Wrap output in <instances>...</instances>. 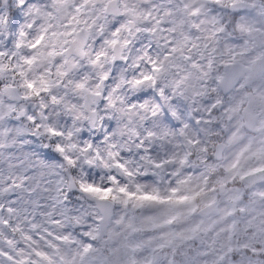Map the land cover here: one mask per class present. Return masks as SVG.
<instances>
[{
    "label": "clouds",
    "instance_id": "9594fccd",
    "mask_svg": "<svg viewBox=\"0 0 264 264\" xmlns=\"http://www.w3.org/2000/svg\"><path fill=\"white\" fill-rule=\"evenodd\" d=\"M35 2L22 44L0 41V112L18 129L0 169L39 202L26 228L39 240L59 220L65 254L88 247L91 264H264V14L213 42L185 0ZM158 13L175 32L153 31ZM185 37L199 46L169 55ZM137 185L163 202L125 203Z\"/></svg>",
    "mask_w": 264,
    "mask_h": 264
},
{
    "label": "snow or ice",
    "instance_id": "6c2138e0",
    "mask_svg": "<svg viewBox=\"0 0 264 264\" xmlns=\"http://www.w3.org/2000/svg\"><path fill=\"white\" fill-rule=\"evenodd\" d=\"M210 3V10L205 9L204 0H185L184 4L187 15L193 17L206 15L210 26L205 38L206 41L214 42L218 37L226 35L229 28L243 30L250 26L255 18L248 15L250 12L254 11L257 15L264 14V0H210ZM82 6L86 8L88 0H84ZM38 10L39 5L35 0H15L12 8L0 10V41H3L4 36H7L19 47L23 42V38L28 35L27 29L31 28L29 17ZM128 10L134 11L130 5ZM153 23L157 25L153 30L154 32H175L174 28L168 27L166 22L160 18L159 13ZM196 27H199V25H196ZM168 44L169 55L178 52L187 53L189 48L199 46L188 41L186 37L169 40ZM3 46V44H0V48ZM184 59L191 60L192 57L186 55ZM25 62L30 63L31 61L26 60ZM149 62L153 63L151 60ZM153 67H156L154 63ZM192 67L197 69L199 66L193 64ZM178 83L180 82L178 81ZM170 111L171 118L175 119L179 111V101L176 106H170ZM10 129L18 131L14 128V121L11 116L0 112V141H2L0 143V156L3 155L4 149L8 147L6 138H10L12 135ZM237 166L238 162L232 165L233 168ZM23 179L10 171L0 169V264H91L88 247L78 249L74 256L65 254L64 246L71 243V237L59 231L61 225L59 220L52 219L50 221L58 230L47 232L39 240L32 230L26 228L29 217L34 215L36 208L39 207V202L37 200L24 202L22 197L11 195L14 191L23 189ZM81 188L85 192L97 195L100 200L107 199L109 195H112V199H116L111 188L103 191V194H101V189L91 186L81 185ZM136 189V191L130 192L125 187H120L118 192L128 198L124 201L125 203L133 198L136 201L163 202L158 195L144 192L139 185L136 186ZM171 191L175 195L177 189L173 188ZM195 195L199 196L200 193L197 192ZM194 198L195 196H180L179 202ZM69 211L71 209H64L65 213ZM71 219L76 223L80 222V216H73ZM168 223H171V221H168ZM128 226H132L131 222ZM153 226L159 227L160 225L153 224ZM87 235L95 239L92 233ZM41 240L44 241L43 244L40 243Z\"/></svg>",
    "mask_w": 264,
    "mask_h": 264
}]
</instances>
